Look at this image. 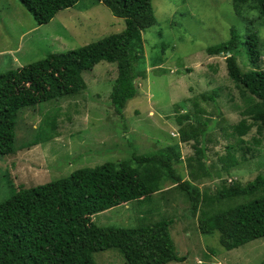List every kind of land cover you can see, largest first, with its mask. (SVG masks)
<instances>
[{
  "label": "rangeland",
  "instance_id": "374dc122",
  "mask_svg": "<svg viewBox=\"0 0 264 264\" xmlns=\"http://www.w3.org/2000/svg\"><path fill=\"white\" fill-rule=\"evenodd\" d=\"M152 7L157 24L142 34L144 62L135 69H145L146 78L137 81V96L128 101L121 116L117 115L109 100L116 65L100 62L82 72L86 91L81 95L19 111L15 154L0 157V203L19 188L44 185L67 178L81 168L128 160L132 155H149L168 146L179 150L182 162L176 168L186 178L185 158L193 150L191 142L181 143L178 138L174 106H179L177 114L193 113L196 108L192 100L212 91L218 94L215 105L198 99L197 109L204 110L202 119L210 118L204 138L206 164L212 174L220 169L219 159L237 139L230 126L240 120L239 113L247 105L244 95L227 77L224 56L208 55L206 49L227 41L231 28L242 42L248 30L255 31L260 54L255 69L261 70L264 26L255 10L245 15L249 20L245 24L236 16L231 0H152ZM123 28V20L95 0H79L41 26L17 0H0V75L42 60L48 53H67L96 42ZM233 55L243 71L252 69L243 46ZM216 105L220 117L211 115ZM52 120H56L55 137L40 141ZM254 137L260 140L257 151L251 157L247 154L249 158L229 173L222 171L220 177L226 184L234 180L246 184L257 174L264 175V135H257L253 128L243 139L248 144ZM34 141L38 143L27 147ZM213 185L218 181L207 179L199 187L206 190ZM162 189L150 203L105 210L92 220L98 226L123 228L163 218L172 220L170 237L175 251L185 261L169 264H264V238L227 251L220 246L218 233L198 232L186 198L171 183H164ZM262 194L228 204L244 203ZM93 260L95 264H125L121 254L112 249L93 254Z\"/></svg>",
  "mask_w": 264,
  "mask_h": 264
},
{
  "label": "trees",
  "instance_id": "16d2710c",
  "mask_svg": "<svg viewBox=\"0 0 264 264\" xmlns=\"http://www.w3.org/2000/svg\"><path fill=\"white\" fill-rule=\"evenodd\" d=\"M17 1L35 24L41 26L79 0ZM95 1L123 20L121 32L67 53H48L42 60L0 75V157L15 154L19 111L81 95L86 91L82 72L100 62L116 65L109 100L117 115L121 116L128 101L137 96L136 83L146 78L145 69H135L144 62L142 34L157 24L152 0ZM231 1L236 16L245 24L249 21L245 15L255 10L260 25L264 26V0ZM245 37L242 42L231 28L227 41L206 49L208 55L224 56L227 77L244 95L247 105L239 113L240 120L230 126L237 139L219 159L220 169L212 174V168L206 164L204 138L210 118L202 119L205 112L197 109L198 99L215 105L218 94L212 91L192 100L196 108L193 113L177 114L179 106H174L178 138L181 143L191 142L193 150V154L185 158L186 178H182L176 168L182 162L179 150L168 146L149 155H132L128 160L81 168L67 178L44 185L19 188L0 203V264H95L93 254L111 249L121 254L125 264L183 262L185 257L175 251L170 237L172 220L163 218L130 228L98 226L92 220L105 210L152 202L155 194L163 192L162 185L166 182L186 198L189 211L196 218L198 232L218 233L219 244L225 250L264 238V175L257 174L246 184L236 180L226 184L220 177L257 151L258 138H252L248 144L243 139L253 128L257 135H264V68L255 69L260 57L256 32L248 30ZM240 46L244 47L252 68L248 71L239 67L233 55ZM213 114L221 115L217 105ZM56 128V120H52L43 139L39 140L53 139ZM36 143L31 142L27 147ZM207 179H215L218 185L201 190L199 184ZM258 192L263 194L244 203L228 204Z\"/></svg>",
  "mask_w": 264,
  "mask_h": 264
}]
</instances>
